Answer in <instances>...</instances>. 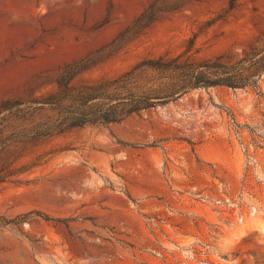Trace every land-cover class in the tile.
I'll list each match as a JSON object with an SVG mask.
<instances>
[{
	"label": "rangeland",
	"instance_id": "obj_1",
	"mask_svg": "<svg viewBox=\"0 0 264 264\" xmlns=\"http://www.w3.org/2000/svg\"><path fill=\"white\" fill-rule=\"evenodd\" d=\"M191 41L200 68L246 66L264 0H0V264H264V71L60 124Z\"/></svg>",
	"mask_w": 264,
	"mask_h": 264
},
{
	"label": "trees",
	"instance_id": "obj_2",
	"mask_svg": "<svg viewBox=\"0 0 264 264\" xmlns=\"http://www.w3.org/2000/svg\"><path fill=\"white\" fill-rule=\"evenodd\" d=\"M192 41L180 53L166 52L156 59H144L130 71L98 89L101 92L85 97L61 119L66 128L86 124L119 122L140 110L175 101L200 85L223 84L231 87L253 85L264 71V54L246 52L239 61L248 64L235 70H219L210 66L200 68L193 62ZM95 90V89H93ZM89 101V102H88Z\"/></svg>",
	"mask_w": 264,
	"mask_h": 264
}]
</instances>
